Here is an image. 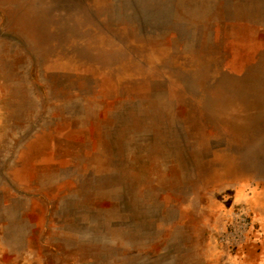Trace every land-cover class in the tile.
Instances as JSON below:
<instances>
[{
  "label": "rangeland",
  "instance_id": "rangeland-1",
  "mask_svg": "<svg viewBox=\"0 0 264 264\" xmlns=\"http://www.w3.org/2000/svg\"><path fill=\"white\" fill-rule=\"evenodd\" d=\"M0 264H264V0H0Z\"/></svg>",
  "mask_w": 264,
  "mask_h": 264
},
{
  "label": "crops",
  "instance_id": "crops-1",
  "mask_svg": "<svg viewBox=\"0 0 264 264\" xmlns=\"http://www.w3.org/2000/svg\"><path fill=\"white\" fill-rule=\"evenodd\" d=\"M112 182V179L109 180V183ZM101 182L99 181V184ZM101 185V184H100ZM70 212H73L72 214L75 215L77 214V216H74V218H71V226L68 228H63L64 233L66 235H68V237L66 238V240H69L71 244H80V241L82 239L81 235H82V230H85V225H84V221H82V219L79 217L80 214V210L78 207L75 208V206L70 205ZM83 224V225H82ZM68 243V242H67ZM63 244V243H61ZM76 260L79 262V257H76Z\"/></svg>",
  "mask_w": 264,
  "mask_h": 264
}]
</instances>
